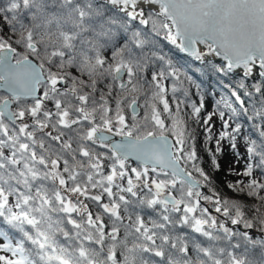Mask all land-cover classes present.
Listing matches in <instances>:
<instances>
[{
	"label": "snow or ice",
	"instance_id": "snow-or-ice-1",
	"mask_svg": "<svg viewBox=\"0 0 264 264\" xmlns=\"http://www.w3.org/2000/svg\"><path fill=\"white\" fill-rule=\"evenodd\" d=\"M0 21V264H264V0H0ZM162 41L241 70L234 102L202 116Z\"/></svg>",
	"mask_w": 264,
	"mask_h": 264
},
{
	"label": "trees",
	"instance_id": "trees-1",
	"mask_svg": "<svg viewBox=\"0 0 264 264\" xmlns=\"http://www.w3.org/2000/svg\"><path fill=\"white\" fill-rule=\"evenodd\" d=\"M2 22V21H0ZM7 29H5L6 31ZM161 50L163 53H165L167 56L171 57L173 60V63L179 67L182 71V73H185L187 76L192 78V82L189 83L184 77L182 76V79H184V83L182 85L183 88L187 89L189 92V99L193 102L199 103V98L202 96L204 103H205V109L202 110L201 115L204 116L208 112H212L214 110L215 101L221 99V97L230 98L234 102V98L230 97V89H227L224 87V84H232L233 86L238 81L239 76L235 74V78L233 76H223L222 74H218L215 71H213V67L211 64H209L207 61L203 63H196L185 56L181 55L175 48H173L171 45H168L167 42L162 41L161 42ZM213 64H221L219 61L211 60ZM255 79H249L247 81L248 84H251L253 80ZM167 84H171V81H166ZM196 84H199L200 88L199 90L196 88ZM179 95V94H178ZM242 95V93H241ZM169 102L172 103V97L169 94ZM182 98V97H181ZM247 100V98H245ZM175 107V105H173ZM187 111V110H185ZM227 119V116L225 117ZM240 123H242L244 128V134L252 135L255 134L251 130V124L245 119L241 118L239 120ZM212 123L215 125L213 128V136L214 139L211 143V147H215V138L218 137L219 132L222 130V122L219 119V116H215ZM235 126V123H232V127ZM231 129H228L230 131ZM201 134V139L203 138V130L202 128L199 129ZM221 146L223 148V155L220 157V163L222 165V170L216 174V181L220 189V195L221 196H230L232 193L230 190L227 189L225 181H235L236 179H241L242 177H237L235 175H229L227 173V168L229 165H231L230 162L226 159L227 153H239V159L237 166L233 165L232 167L236 169L237 172H242L244 170L245 164L248 162V156L245 148V141L243 139V135L238 137L237 139V148L235 150L230 148V143L227 139L221 141ZM235 155V154H234ZM236 156V155H235ZM256 176L259 177L260 173L257 171ZM246 179V178H243ZM204 193L210 194L208 192L207 188L203 189ZM202 204H204L202 202ZM209 208H211L210 205H207ZM212 209V208H211ZM230 228H235L238 231H243L242 226H233L228 224ZM0 229H4L5 231H9L12 235H16V233L13 232L12 229L9 228L8 225L4 224L2 221H0ZM185 231H189L188 229H185ZM250 233L253 237H258L259 233L256 229L250 230ZM196 235V234H192ZM198 239L203 240V237H198ZM3 238H0V243H3ZM221 246H223V242H221ZM4 254V253H0Z\"/></svg>",
	"mask_w": 264,
	"mask_h": 264
},
{
	"label": "water",
	"instance_id": "water-1",
	"mask_svg": "<svg viewBox=\"0 0 264 264\" xmlns=\"http://www.w3.org/2000/svg\"><path fill=\"white\" fill-rule=\"evenodd\" d=\"M173 47V46H172ZM201 50H203V46H200ZM181 53V52H180ZM182 55L186 56L187 58L191 59L192 61L194 62H198V63H201V62H204V61H197L195 59H193L192 57H189L187 54L185 53H181ZM206 60H217V61H220L221 63H223V60H222V57H219V56H215L214 54L212 56H209L206 58ZM205 60V61H206ZM236 74H241V70H237Z\"/></svg>",
	"mask_w": 264,
	"mask_h": 264
},
{
	"label": "rangeland",
	"instance_id": "rangeland-1",
	"mask_svg": "<svg viewBox=\"0 0 264 264\" xmlns=\"http://www.w3.org/2000/svg\"><path fill=\"white\" fill-rule=\"evenodd\" d=\"M226 159L228 160V162L231 163V165H232V163H233V165H236V166H237L238 161H237V158H236V156H235L234 154H232V153H227V155H226ZM203 203H204V202H203ZM205 206H207V205H205ZM210 212H211L213 215H218V214H216V213L214 212V210L211 209V208H210ZM221 219H222V218H221Z\"/></svg>",
	"mask_w": 264,
	"mask_h": 264
}]
</instances>
